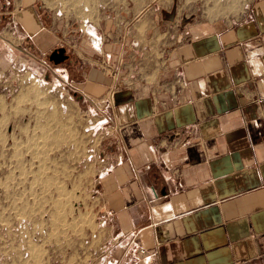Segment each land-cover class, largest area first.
Returning a JSON list of instances; mask_svg holds the SVG:
<instances>
[{
    "label": "crops",
    "instance_id": "obj_1",
    "mask_svg": "<svg viewBox=\"0 0 264 264\" xmlns=\"http://www.w3.org/2000/svg\"><path fill=\"white\" fill-rule=\"evenodd\" d=\"M35 2L10 1L0 49L68 40L52 91L109 126L100 264H264V0H115L74 42Z\"/></svg>",
    "mask_w": 264,
    "mask_h": 264
},
{
    "label": "rangeland",
    "instance_id": "obj_2",
    "mask_svg": "<svg viewBox=\"0 0 264 264\" xmlns=\"http://www.w3.org/2000/svg\"><path fill=\"white\" fill-rule=\"evenodd\" d=\"M7 1L0 0V38L15 7ZM40 2L60 30H74L73 42L116 5L115 0ZM66 42L43 55L26 45V52L13 45L0 49V264H100L106 257L111 233L101 216L98 170L109 126H101L103 145L100 112L78 94L52 91L58 80L48 55L55 47L68 48ZM44 70L47 80L30 79Z\"/></svg>",
    "mask_w": 264,
    "mask_h": 264
},
{
    "label": "water",
    "instance_id": "obj_3",
    "mask_svg": "<svg viewBox=\"0 0 264 264\" xmlns=\"http://www.w3.org/2000/svg\"><path fill=\"white\" fill-rule=\"evenodd\" d=\"M65 52H66L65 47L54 49L49 53L48 60L52 62L54 65H59L60 63H63L68 58Z\"/></svg>",
    "mask_w": 264,
    "mask_h": 264
},
{
    "label": "flooded vegetation",
    "instance_id": "obj_4",
    "mask_svg": "<svg viewBox=\"0 0 264 264\" xmlns=\"http://www.w3.org/2000/svg\"><path fill=\"white\" fill-rule=\"evenodd\" d=\"M3 2H4V4H6V2H5V0H2ZM11 0H8L7 2H10ZM35 7L38 9H41V12H42V17L45 19V24L50 20V14L46 11V10H44L41 6V4H40V1L38 0H36V2H35ZM43 10V11H42ZM58 48H60V47H56V48H54V49H58ZM53 49V50H54ZM65 54L67 55V53L65 52ZM68 61V58L63 62V63H60V64H65L66 62Z\"/></svg>",
    "mask_w": 264,
    "mask_h": 264
},
{
    "label": "built area",
    "instance_id": "obj_5",
    "mask_svg": "<svg viewBox=\"0 0 264 264\" xmlns=\"http://www.w3.org/2000/svg\"><path fill=\"white\" fill-rule=\"evenodd\" d=\"M109 73H110V74H112V72H111V71H109ZM153 264H156V263H153Z\"/></svg>",
    "mask_w": 264,
    "mask_h": 264
},
{
    "label": "bare ground",
    "instance_id": "obj_6",
    "mask_svg": "<svg viewBox=\"0 0 264 264\" xmlns=\"http://www.w3.org/2000/svg\"><path fill=\"white\" fill-rule=\"evenodd\" d=\"M85 2V1H84ZM81 3H82V1H81ZM75 5V4H74ZM77 8V7H76ZM78 11V10H77Z\"/></svg>",
    "mask_w": 264,
    "mask_h": 264
},
{
    "label": "trees",
    "instance_id": "obj_7",
    "mask_svg": "<svg viewBox=\"0 0 264 264\" xmlns=\"http://www.w3.org/2000/svg\"><path fill=\"white\" fill-rule=\"evenodd\" d=\"M56 66H58V65H56ZM56 66H55V67H56Z\"/></svg>",
    "mask_w": 264,
    "mask_h": 264
}]
</instances>
